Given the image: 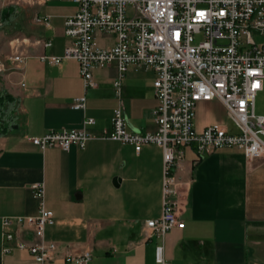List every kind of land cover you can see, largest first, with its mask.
Here are the masks:
<instances>
[{"label": "crops", "instance_id": "0c3cea01", "mask_svg": "<svg viewBox=\"0 0 264 264\" xmlns=\"http://www.w3.org/2000/svg\"><path fill=\"white\" fill-rule=\"evenodd\" d=\"M8 6L0 15L15 11L18 26L0 48V96L10 117L0 124V264H77L63 255L86 250L92 252L89 264H156L159 238L147 221L162 213L163 149L147 144L136 152L131 144L105 137L119 105L129 131L156 130L155 72L132 65L121 76L113 64L94 69L97 86L86 88L76 59L54 63L43 58L63 55L71 42L65 20L77 3L11 0ZM254 31V40L264 43V33ZM106 38L111 42L102 41ZM48 39L52 45H45ZM96 42L111 46L114 38L98 32ZM16 54L22 60H15ZM82 95L86 107L74 108V98ZM228 113L220 100L199 102L197 130L218 124L238 132L228 124ZM86 118L95 123L86 124ZM82 127L92 134L85 148L42 149L31 141L49 130ZM35 182H44L45 205L54 213L45 233L62 249L54 261L40 262L28 249L3 250L1 217L38 212ZM174 184L172 198L184 225L163 238L167 264H264V156L247 161L237 146L198 153L195 144L185 145L179 149ZM18 234L38 241L28 228H18Z\"/></svg>", "mask_w": 264, "mask_h": 264}, {"label": "built area", "instance_id": "2783aa9c", "mask_svg": "<svg viewBox=\"0 0 264 264\" xmlns=\"http://www.w3.org/2000/svg\"><path fill=\"white\" fill-rule=\"evenodd\" d=\"M77 11L65 20V34L71 42L61 56H43L51 62L76 59L86 88L97 86L94 69L117 64L121 76L132 65H144L155 72L153 81L158 106L153 113L155 131L127 129L122 107L115 108L112 128L105 137L134 146L140 152L147 144L163 149L164 200L162 213L149 219L147 226L157 235L155 263L167 264L163 238L173 227L184 225L174 201V168L179 149L195 144L202 153L225 146L243 149L250 161L264 156V114L256 111L257 94L264 89V43L254 40L253 31L264 33V0H73ZM111 35V46L97 45L96 34ZM45 45H52L50 39ZM15 60H22L19 54ZM2 69H0L1 71ZM121 98V78L115 81ZM220 100L227 108L238 132L209 124L196 128L201 101ZM83 110L86 96L73 100ZM94 124V118H86ZM92 134L85 127L49 130L31 141L42 149L58 146L85 148ZM40 201L32 215L1 217L4 252L28 249L40 262L62 256L59 242L46 240L54 213L45 205V184L31 185ZM18 228H28L36 242L22 239ZM66 261L89 264L91 250L63 255Z\"/></svg>", "mask_w": 264, "mask_h": 264}, {"label": "rangeland", "instance_id": "374dc122", "mask_svg": "<svg viewBox=\"0 0 264 264\" xmlns=\"http://www.w3.org/2000/svg\"><path fill=\"white\" fill-rule=\"evenodd\" d=\"M10 1L11 0H0V9H2L4 7L5 8L9 7L8 3ZM2 12H3V9H2ZM17 17H18V15L16 14L15 11L14 12L9 11L4 15H0V32L5 34V38L2 37L3 35H0V48H4L3 45L5 44V42L8 39V34L14 32L15 28L18 26ZM253 35L256 37L255 31H253ZM102 41L103 42H111V38L102 39ZM2 55H4V54H0V56H2ZM256 105H257V107H256L257 113L258 114L263 113L264 112V89L257 94ZM8 110H9V106L7 105V108L3 109L0 117L1 116L2 117L8 116V114H9ZM9 118L10 117H7L6 119L9 120ZM227 119H228L227 122L231 126V128L236 129L234 121L231 118V116L229 115V113H228ZM0 126H2V125H0Z\"/></svg>", "mask_w": 264, "mask_h": 264}, {"label": "trees", "instance_id": "16d2710c", "mask_svg": "<svg viewBox=\"0 0 264 264\" xmlns=\"http://www.w3.org/2000/svg\"><path fill=\"white\" fill-rule=\"evenodd\" d=\"M7 98V100L8 101H11L12 102V98L10 97V96H7L6 97ZM4 105H5V97H3V96H0V115H1V113H2V111H3V109H4ZM5 117H0V124H3V123H5Z\"/></svg>", "mask_w": 264, "mask_h": 264}]
</instances>
